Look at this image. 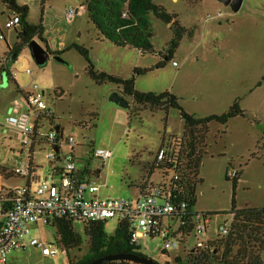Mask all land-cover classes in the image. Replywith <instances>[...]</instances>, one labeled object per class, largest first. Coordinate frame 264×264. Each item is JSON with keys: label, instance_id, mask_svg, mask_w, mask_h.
<instances>
[{"label": "rangeland", "instance_id": "obj_1", "mask_svg": "<svg viewBox=\"0 0 264 264\" xmlns=\"http://www.w3.org/2000/svg\"><path fill=\"white\" fill-rule=\"evenodd\" d=\"M85 1L46 0L42 6V0H17L29 7L28 21L34 25L42 22L52 44L63 49V53L62 62L51 56L40 67L26 48L14 62L8 63L13 79L7 83L3 76L0 82V163L16 167L26 155L18 134L13 130L5 133V120L20 104L25 106L18 87L25 93H33V87L37 86L44 93L56 124L63 129V137L76 141V170L101 187L104 199L136 198L137 186L144 180L151 177L153 184L162 180L159 170L149 175L150 168L164 143L168 145L172 137H182L184 123L180 112L173 109L153 113L147 109L138 115L130 98L126 97L129 109L110 102L112 94L121 93L119 87L97 85L87 73L86 59L75 49H69L75 44L90 51L97 70L122 79L135 77L139 92H170L179 98L187 113L201 118L221 115L239 99L241 108L259 121L252 123L239 117L232 119L227 129L217 123L210 125L209 149L200 170L203 183L197 188L193 209L197 223L203 220V214L208 215L207 232L201 237L192 234L185 244L168 254L163 253V239L149 238L139 253L157 264H165L176 256L186 255L184 252L199 242L216 240L220 226L229 227L232 222L234 199L238 209L264 207V0H243L236 13L217 0H156L158 5L178 15L183 26L194 30V37H185L173 59L163 67H159L162 62L159 55L144 56L137 50L98 41L85 10L69 21L67 10H80ZM6 22L7 19L4 27ZM151 24L154 49L157 53L164 52L173 33L154 16ZM10 33L16 34L14 29ZM173 62L178 66H173ZM135 70H141V74L136 75ZM48 131L45 126L44 133ZM48 150L46 145L35 149L34 163L41 167L36 176L41 178L48 176L42 168L47 164ZM97 150L110 151L113 156L101 165L94 157ZM62 152L67 155L70 148L64 145ZM20 153L22 157H17ZM234 171H242L236 188L233 178L227 180ZM0 182L3 194L27 185L23 178L6 180L0 176ZM35 188L33 183L32 189ZM118 224L117 220L106 222L108 236L115 234ZM75 228L82 237V245L70 252L72 258L88 251L82 223L76 222ZM30 234L57 254L43 258L42 250L33 247L18 251L20 256L15 262L10 256L8 264H69L68 254L61 252L52 226L40 222L30 227Z\"/></svg>", "mask_w": 264, "mask_h": 264}, {"label": "trees", "instance_id": "obj_2", "mask_svg": "<svg viewBox=\"0 0 264 264\" xmlns=\"http://www.w3.org/2000/svg\"><path fill=\"white\" fill-rule=\"evenodd\" d=\"M3 6L13 15L20 17V23L16 27L18 41L9 49L6 56V64L0 69V82L3 81L2 72L7 71L8 81L13 76L8 68L9 62H14L17 57L33 41H39L46 45L43 38L45 28L42 22L39 25L31 24L29 19V7L20 5L17 0H0ZM156 0H86L83 4L88 15V20L97 31V40L108 42L119 48H128L139 51L142 55H159L162 62L159 67L165 66L173 59V56L185 38H193L194 30L183 26L178 15L172 14ZM46 0H42V6ZM151 16L169 26L173 33L172 41L164 52L157 53L152 40L155 36ZM51 56H60L62 51L51 52L45 46ZM69 49H75L88 62L87 73L89 77L99 86L114 84L119 87L121 93L132 99L136 105L135 113L140 114L143 110L151 112L178 110L184 123L182 137H172L168 145L164 161L158 166H151L149 175L159 170L164 176L171 174L179 177L173 181L176 190L171 191V200L176 205L185 204V210L179 213L180 227L177 235L182 237V244L190 238L196 227V216L193 209L197 203V188L203 183L200 170L204 157L208 153V135L210 125L217 123L227 129L228 123L235 118H244L252 123H257L240 106L239 99L221 115H210L198 117L187 113L181 106L179 98L170 92L160 94L139 92L135 87V77L122 79L120 77L101 72L96 69L90 58V51L81 45H73ZM12 58H14L12 60ZM3 62L4 59L0 58ZM135 74H141V70H135ZM18 93L27 98L28 93L18 87ZM259 122V121H258ZM62 137V136H61ZM165 142V141H164ZM96 175H99L97 172ZM238 177L233 179L236 188ZM0 176L4 179L22 178L16 175L13 169L0 164ZM25 179V178H23ZM27 180V185L29 181ZM227 180L230 177L227 176ZM140 191L144 187L139 188ZM174 189V188H173ZM3 191V190H2ZM16 192L11 189L6 194L0 193V204L3 216L12 206V200ZM233 219L229 225V233L225 236L219 234L214 241L207 242L203 248H192L174 257L171 262L165 264H264V207H246L238 209L236 201L230 212ZM210 216V215H209ZM203 219L208 220V215L203 214ZM75 221L69 216L53 217L48 220L47 225L56 230V240L62 252L68 254L69 264H90L94 260L108 255L132 254L141 258H147L139 253V249L132 245L131 235L133 224L129 221L119 222L115 234L108 236L105 231L106 222H84L83 232L88 238V251L80 257H70V252L80 249L82 237L75 228ZM80 223V222H79ZM80 252V250H79ZM164 254L168 252L163 251ZM148 259V258H147ZM107 264H130L125 261L110 262Z\"/></svg>", "mask_w": 264, "mask_h": 264}, {"label": "built area", "instance_id": "obj_3", "mask_svg": "<svg viewBox=\"0 0 264 264\" xmlns=\"http://www.w3.org/2000/svg\"><path fill=\"white\" fill-rule=\"evenodd\" d=\"M82 10L83 6L80 10L72 8L67 10V19L73 20ZM19 23L20 17L13 15L7 21L6 28H16ZM2 40L0 36V43ZM4 62L6 63V58ZM173 66L177 67L178 64L173 62ZM33 91L27 98L23 97L25 106L20 104L5 120V127L18 134L26 151L24 159L19 166L13 168V171L16 175L28 179L29 185L13 189L16 196L4 216L0 204V264H8L13 252L33 247L40 248L43 256H55L57 254L55 249L47 247L30 234L31 226L40 222L47 224L53 217L69 216L80 223L129 221L133 224L131 235L133 246L141 248L149 238L160 237L164 241L163 251L169 252L179 247L182 244V237L177 235L178 231L175 232L165 223V220L170 218L178 219L179 213L185 210V204L176 205L171 200V191L176 190L173 181H178L179 177L174 174L166 177L160 172L163 182L152 186L146 194L136 199L99 198L97 194L101 187L86 179L84 174L75 168L76 141L73 137H63V129L56 124L54 114L44 101V93H40L37 86L33 87ZM45 126L49 128L48 133H44ZM56 128H59L58 132ZM41 145L49 148L45 154L47 164L42 167L48 172L45 178L36 176V171L41 167L34 163L35 149ZM64 145L70 148L67 155L62 152ZM166 154L167 149L161 148L156 156V166L164 161ZM17 155L22 157L23 154ZM112 156L110 151H94V157L100 160L101 165L108 162ZM229 177L237 178L238 172H232ZM33 183L36 186L34 190ZM2 190L0 184V193ZM208 224V220L199 221L193 234L203 236L207 232ZM228 233V226H220L219 234L225 236ZM206 243L199 242L194 248H203Z\"/></svg>", "mask_w": 264, "mask_h": 264}, {"label": "water", "instance_id": "obj_4", "mask_svg": "<svg viewBox=\"0 0 264 264\" xmlns=\"http://www.w3.org/2000/svg\"><path fill=\"white\" fill-rule=\"evenodd\" d=\"M224 4L225 6H229L233 12H238L243 4V0H217ZM29 50L31 51L32 57L35 60L36 64L40 67H43L47 64L48 60L51 58V55L48 53L47 49L41 45L38 41H33L29 45ZM55 60L62 62V58L60 56H53ZM14 58H12L13 60ZM147 72V71H146ZM6 75V77H5ZM4 80L8 83V76L7 71H3ZM110 102L118 105L123 109H129L130 104L126 99V96L123 93H114L110 97ZM57 132L59 128L55 129ZM117 261H125L132 264H157L153 262L151 259L141 258L135 255H108L101 258H98L91 262L90 264H107L110 262H117Z\"/></svg>", "mask_w": 264, "mask_h": 264}, {"label": "crops", "instance_id": "obj_5", "mask_svg": "<svg viewBox=\"0 0 264 264\" xmlns=\"http://www.w3.org/2000/svg\"><path fill=\"white\" fill-rule=\"evenodd\" d=\"M84 10H85V8H84ZM9 14H10V12L6 10V8L3 6V4L0 1V36H2V38H3L2 42L0 43V58H3L4 60H5L8 52H9V49L12 48L16 44V42L18 41V36H17V32H16L17 28H13L14 31L16 32V34L12 35L10 33V30H13V29H7L6 28L7 22L5 23V27L3 26L4 20L7 19V21H8L11 18V16H9ZM30 23L34 24L31 20H30ZM43 38L46 40V45L42 44L43 47L47 46L51 52L63 51V49H58L52 44V42L50 41V38H49V32L46 28H45ZM4 64H6V63L4 61L3 62L1 61L0 69L3 68ZM23 92H25V91H23ZM4 129H6L5 133L12 131V130H9L7 128H4ZM0 164L4 165L6 167H9L8 165H6V163L4 161ZM9 168L13 169L14 167H9ZM96 176H98V175H96ZM150 181H151V177L148 180H144L143 184H141L139 187L137 186V190L139 192L138 197L141 196L142 194H146L152 186L162 183L163 178L157 184L150 183ZM0 184H1V182H0ZM142 186L144 187V190L140 191L139 188ZM97 196L101 199H104L105 194H101L99 191ZM138 197H136V198H138ZM136 198H133V199H136ZM167 223L175 232L178 231V229L180 227V220H178L176 218H170V219H168ZM28 249H32V248H28ZM10 256H11V258L10 257L9 258L12 259V262H15L19 258L20 254L18 253V251H16V252H13ZM42 257L43 258H49L51 256H43V254H42Z\"/></svg>", "mask_w": 264, "mask_h": 264}]
</instances>
